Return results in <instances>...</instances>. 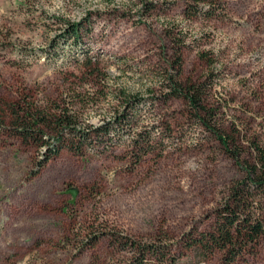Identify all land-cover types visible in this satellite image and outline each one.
Masks as SVG:
<instances>
[{
    "label": "rangeland",
    "instance_id": "rangeland-1",
    "mask_svg": "<svg viewBox=\"0 0 264 264\" xmlns=\"http://www.w3.org/2000/svg\"><path fill=\"white\" fill-rule=\"evenodd\" d=\"M191 4L0 0L3 105L64 97L89 125L131 119L105 154L63 149L38 169L44 149L0 117V264H143L134 243L170 245L174 264H224L222 251L203 262L188 241L244 172L179 90L205 85V120L242 158L251 141L264 145V0ZM85 17L78 41L59 38ZM142 132L152 144L137 162ZM235 264H264V238Z\"/></svg>",
    "mask_w": 264,
    "mask_h": 264
},
{
    "label": "trees",
    "instance_id": "trees-1",
    "mask_svg": "<svg viewBox=\"0 0 264 264\" xmlns=\"http://www.w3.org/2000/svg\"><path fill=\"white\" fill-rule=\"evenodd\" d=\"M192 1L191 5L194 6H198L201 2H211V0ZM149 5L151 3H146L145 6ZM189 12V16H192L199 11L190 9ZM66 23L59 35L61 39L71 37L78 41L82 36L81 32L86 33L89 26L88 17L80 21H66ZM200 56L206 58L203 53ZM180 59L178 57V72L181 68ZM176 91L177 89H174V92ZM179 91L190 109L198 118H201L206 128L221 140L222 147L231 158L238 162L244 172L243 178L231 185L227 196L215 211V221L212 226L192 236L188 246L202 254L203 262L215 251H222L224 264H235L239 258L251 253L264 238V145L256 140L251 141L248 147L249 159L242 158L240 150L229 149L228 140L205 120L206 114L211 112L205 105L206 99L203 96L206 92L205 85L188 84ZM122 99L128 106L135 103V98L130 95L123 94ZM8 114L10 115L9 124L4 125L5 121H2L3 126L11 130L22 144L30 143L44 149V159L38 163V169L48 159L59 155L63 149L77 155H85L87 150L105 154L112 143V138L109 137L111 132L113 131L115 135L124 124L131 123V119H128L125 113H121L101 125H89L81 120L73 101L67 102L64 97L55 100L50 106L27 101L26 96L19 97L12 105H3L0 102V117L5 118ZM132 143V149L138 151L136 157L138 162L151 149L152 140L149 135L143 136L142 132L132 138ZM134 244L131 246L140 254L143 264L150 259L156 260L158 264L175 263V256L170 245L135 246Z\"/></svg>",
    "mask_w": 264,
    "mask_h": 264
}]
</instances>
